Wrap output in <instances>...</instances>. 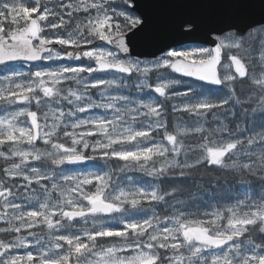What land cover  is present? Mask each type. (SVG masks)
<instances>
[{
	"label": "snow or ice",
	"instance_id": "snow-or-ice-1",
	"mask_svg": "<svg viewBox=\"0 0 264 264\" xmlns=\"http://www.w3.org/2000/svg\"><path fill=\"white\" fill-rule=\"evenodd\" d=\"M0 264H264V0H0Z\"/></svg>",
	"mask_w": 264,
	"mask_h": 264
}]
</instances>
